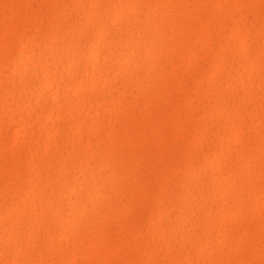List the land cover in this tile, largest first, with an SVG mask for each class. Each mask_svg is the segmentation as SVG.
I'll list each match as a JSON object with an SVG mask.
<instances>
[{
	"label": "bare ground",
	"instance_id": "bare-ground-1",
	"mask_svg": "<svg viewBox=\"0 0 264 264\" xmlns=\"http://www.w3.org/2000/svg\"><path fill=\"white\" fill-rule=\"evenodd\" d=\"M0 264H264V0H0Z\"/></svg>",
	"mask_w": 264,
	"mask_h": 264
}]
</instances>
